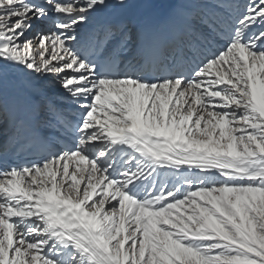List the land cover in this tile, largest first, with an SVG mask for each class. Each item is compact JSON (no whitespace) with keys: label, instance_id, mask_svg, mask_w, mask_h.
I'll return each mask as SVG.
<instances>
[{"label":"snow or ice","instance_id":"snow-or-ice-1","mask_svg":"<svg viewBox=\"0 0 264 264\" xmlns=\"http://www.w3.org/2000/svg\"><path fill=\"white\" fill-rule=\"evenodd\" d=\"M0 264H264V0H0Z\"/></svg>","mask_w":264,"mask_h":264},{"label":"rangeland","instance_id":"rangeland-1","mask_svg":"<svg viewBox=\"0 0 264 264\" xmlns=\"http://www.w3.org/2000/svg\"><path fill=\"white\" fill-rule=\"evenodd\" d=\"M62 92H63V90L62 89H59V88L49 89V95L50 96H53L54 98H56V102L57 103H59V97L62 95ZM36 112L38 113V117L41 119V126L43 128L48 127V124H49L51 118L47 114V112L44 111L42 108L36 109Z\"/></svg>","mask_w":264,"mask_h":264},{"label":"bare ground","instance_id":"bare-ground-1","mask_svg":"<svg viewBox=\"0 0 264 264\" xmlns=\"http://www.w3.org/2000/svg\"><path fill=\"white\" fill-rule=\"evenodd\" d=\"M28 115H29V117H31V118H36L37 120L39 119V123H40V127H41V122H40V118L38 117V113L36 112V110L35 111H28ZM41 115V114H40ZM48 127H46V132L48 131V129H47Z\"/></svg>","mask_w":264,"mask_h":264}]
</instances>
